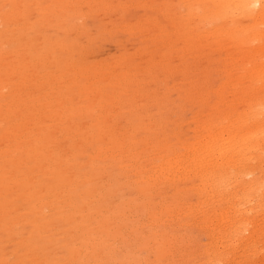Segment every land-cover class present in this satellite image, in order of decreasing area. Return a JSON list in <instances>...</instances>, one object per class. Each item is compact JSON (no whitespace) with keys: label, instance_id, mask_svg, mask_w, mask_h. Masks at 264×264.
<instances>
[{"label":"rangeland","instance_id":"rangeland-1","mask_svg":"<svg viewBox=\"0 0 264 264\" xmlns=\"http://www.w3.org/2000/svg\"><path fill=\"white\" fill-rule=\"evenodd\" d=\"M19 5L18 16L0 19V30L10 29L14 35L12 43L0 46V51L8 50L3 57L0 53V99L9 102L12 92L17 98H28L10 108L5 127L22 123L20 129L27 131L30 118L41 112L40 106L44 112L41 119L52 125L50 98L55 94L74 131L62 134L67 144L49 149L55 157L52 162L45 156L38 165L41 148L35 161L26 163L27 159L19 166L23 173L15 179L9 168L5 175L0 170L1 195L17 202L7 208L0 199V212L8 210L19 215V220L25 212L23 203H30L24 177L41 201L44 184L59 183L58 202L45 203V214L37 218L49 225L48 236L31 238L24 230L31 241L21 246L11 241V232L0 230L10 261L205 264L202 251L207 238L188 226L192 220L187 209L198 197L181 195L190 190L189 181L179 185V190L164 189L155 186L156 176H146L171 146L181 152L182 136L193 138L196 121L212 114L221 95L215 93L224 87L230 73L222 38L205 37L208 28L219 22L204 26L196 19L204 12L201 6L192 16L182 0H19ZM12 7L11 3L7 6ZM162 9L175 27L161 17L150 18L153 11ZM42 15L48 28L34 33V24ZM147 24L156 28L159 43L144 38ZM54 30L56 34L47 33ZM17 37L26 39L21 53L15 51ZM36 37L45 45V56L38 60H34L36 51L30 42ZM188 45L186 54L178 52V47L181 51ZM18 60L24 61L26 71L17 69ZM247 66L237 69L238 80H246ZM178 86L186 93L178 91ZM186 126L191 127L189 131ZM143 129L149 130L146 137ZM87 131L94 134L91 140ZM18 133L10 140L16 147L22 140ZM132 152L137 156H130ZM149 152L151 156L146 154ZM17 168L12 169L15 175ZM157 190L164 195L161 200ZM169 197L174 207L165 214L161 203ZM72 202L76 211L70 216L62 206H72ZM28 226L34 234L33 226ZM257 264L264 261L258 259Z\"/></svg>","mask_w":264,"mask_h":264},{"label":"bare ground","instance_id":"bare-ground-1","mask_svg":"<svg viewBox=\"0 0 264 264\" xmlns=\"http://www.w3.org/2000/svg\"><path fill=\"white\" fill-rule=\"evenodd\" d=\"M10 3L13 7L7 8ZM182 3L192 16L198 13L197 8L201 6L203 14L194 18L202 21L204 26L210 23L214 26L215 22H219L215 28H208L205 37L222 38L226 44V60L230 73L227 74L224 87L215 93L221 95L213 106L212 114L208 117L204 115L203 119L196 121L194 125L196 135L193 138H186L183 135L184 139L178 146L181 152L171 146L154 161L156 164L146 178L156 176L155 186L177 190L179 185L189 181L190 190L181 195L187 196L191 193L198 197V202L187 209L188 219L192 220V225L188 221V226H192L200 233L203 232L207 238L205 249L202 251L206 257L205 264H257L258 259L264 261V61L258 62L260 58H264V29L261 27L264 25V0H182ZM0 9H2L0 19H5L15 14L18 16L21 6L19 0H0ZM154 17L169 20L172 27L176 26L165 14L164 9L153 11L150 18ZM182 19L180 16L179 20ZM191 20L192 18L188 21ZM229 23L231 26H228ZM193 25L192 22V28ZM47 28L46 19L42 15V20L34 24L33 32L38 34L39 30ZM146 29L148 35L144 38L159 43L161 37L157 34L156 28L147 24ZM11 33L10 29L0 30V46L12 43L10 40L14 39V35ZM47 33L56 34V30ZM193 33L199 37L197 28H194ZM25 41L26 39L22 41L17 37L15 40L19 49L15 48L17 53H21L26 47L22 48ZM40 41L38 37L30 41L36 51L34 60L45 56L43 51L45 45ZM188 49L189 45L186 49L182 47L181 51L178 47V52L186 54ZM7 51L2 49L1 57ZM18 62L17 69L26 71L24 61ZM46 62L49 63L47 59ZM244 66H247L248 70L246 80H238L237 69ZM171 72L174 74V69ZM0 84L3 87L1 80ZM176 85L177 83H173L174 87ZM177 90L186 93L182 86H178ZM229 95L232 96L231 100ZM8 97L9 102L0 99V170L5 175L9 168L15 179V176L23 173L19 169L21 164L27 159L26 163L36 160L37 149L39 151L43 148L38 155L40 157L38 165L42 164L45 156L51 158L50 162L55 160V157H52L53 151L49 149L67 144L62 134L74 129H71L72 124L68 121L70 116L67 111L58 107V97L55 94L50 98L52 103L50 113L54 122L52 125H49L46 119H41L44 112L40 106L41 112L30 118L32 124H28L27 131L20 129L22 123L14 124L13 129L5 127L4 122L10 118V108L13 109L18 102H23L22 98H28L27 96L17 98L15 92ZM33 122L39 126H34ZM190 128L186 126L185 129L189 131ZM36 129L38 133L33 131ZM148 131L143 129L142 135L146 137ZM18 132L22 140L16 147L10 140ZM87 132L91 140L94 134L92 131ZM146 154L151 156L152 153ZM130 156L137 154L132 152ZM15 167H18L16 175L12 170ZM30 168L34 169L36 166H29ZM24 178L30 203H23L25 212L22 213L21 220L19 215L14 216L8 210L0 212V230L12 233L11 241L28 246L31 240L26 237L24 230L32 235L31 238L49 235L46 228L49 225L37 218L40 214H45L43 211L45 203L58 202L59 183L56 185L45 183V196L41 201L34 188L30 186L29 179ZM76 183L74 180V184ZM1 192L0 190L3 206L6 207L10 203L17 205L15 200L6 199ZM157 192L161 200L164 195L159 190ZM172 201L169 197L164 203L160 202L165 214L171 213L170 207H174ZM62 208L70 216L75 214L76 207L73 202L72 206L64 203ZM28 225L33 226L34 234ZM51 226L55 227V224L52 223ZM158 257L161 259L163 255L158 254ZM10 260V255L5 252L4 243L0 240V264H16Z\"/></svg>","mask_w":264,"mask_h":264}]
</instances>
